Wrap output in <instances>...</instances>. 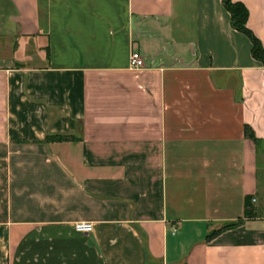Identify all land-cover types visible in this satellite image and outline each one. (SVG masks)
<instances>
[{"label": "crops", "instance_id": "crops-1", "mask_svg": "<svg viewBox=\"0 0 264 264\" xmlns=\"http://www.w3.org/2000/svg\"><path fill=\"white\" fill-rule=\"evenodd\" d=\"M251 48L223 0H0V264H264Z\"/></svg>", "mask_w": 264, "mask_h": 264}, {"label": "trees", "instance_id": "trees-1", "mask_svg": "<svg viewBox=\"0 0 264 264\" xmlns=\"http://www.w3.org/2000/svg\"><path fill=\"white\" fill-rule=\"evenodd\" d=\"M223 4L226 10L230 14L231 26L233 29L239 31L249 38L252 44L251 55L254 59L260 61L264 66V51L260 45L258 39L251 33V31L247 28V10L246 8L240 4L235 3L232 0H223ZM246 218L250 217V212L248 211V205H245V213ZM241 224V221H237L235 223H229L223 226L221 229L211 233L208 238H212L213 236L221 233L222 231L232 229Z\"/></svg>", "mask_w": 264, "mask_h": 264}, {"label": "built area", "instance_id": "built-area-1", "mask_svg": "<svg viewBox=\"0 0 264 264\" xmlns=\"http://www.w3.org/2000/svg\"><path fill=\"white\" fill-rule=\"evenodd\" d=\"M129 68L133 71H139L145 68V63L138 52H133L129 58ZM73 229L77 233L90 234L93 231L91 223L77 222L73 225Z\"/></svg>", "mask_w": 264, "mask_h": 264}]
</instances>
